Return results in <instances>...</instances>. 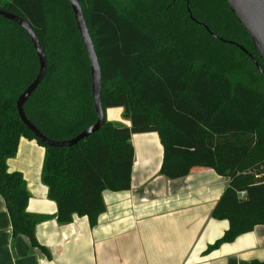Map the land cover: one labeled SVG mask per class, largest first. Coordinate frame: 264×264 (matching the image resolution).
Here are the masks:
<instances>
[{
    "label": "trees",
    "instance_id": "obj_1",
    "mask_svg": "<svg viewBox=\"0 0 264 264\" xmlns=\"http://www.w3.org/2000/svg\"><path fill=\"white\" fill-rule=\"evenodd\" d=\"M77 1L100 65L104 114L120 108L128 125L105 116L98 132L70 148L40 143L16 109L18 97L38 74L37 55L25 31L0 17V196L13 236L24 235L37 245L24 179L6 168L22 138L46 150L43 182L59 225L77 216L94 227L102 194L130 189L131 136L145 133L159 137L164 178H184L199 167L228 179L211 213L227 221L228 229L206 253L263 225L264 183L256 178L264 175V94L229 74L244 65L264 79L246 54L221 40L241 46L263 70L264 64L226 3ZM0 10L30 26L46 58L45 75L23 107L25 118L52 141H68L92 126L97 116L89 63L68 2L0 0Z\"/></svg>",
    "mask_w": 264,
    "mask_h": 264
},
{
    "label": "crops",
    "instance_id": "obj_2",
    "mask_svg": "<svg viewBox=\"0 0 264 264\" xmlns=\"http://www.w3.org/2000/svg\"><path fill=\"white\" fill-rule=\"evenodd\" d=\"M122 109H107L108 122L122 123ZM134 160L130 189L102 194L96 225L74 216L56 221L57 207L43 182L46 150L20 139L9 173H19L28 194L26 213L36 219L35 246L13 236L0 196V264H251L264 261V224L232 243L207 252L228 229L211 213L228 186L213 170L193 168L180 179L159 174L163 150L156 133L131 136Z\"/></svg>",
    "mask_w": 264,
    "mask_h": 264
},
{
    "label": "water",
    "instance_id": "obj_3",
    "mask_svg": "<svg viewBox=\"0 0 264 264\" xmlns=\"http://www.w3.org/2000/svg\"><path fill=\"white\" fill-rule=\"evenodd\" d=\"M70 6L73 14L76 29L79 33L90 69V79H91V94L93 107L97 116L96 122L82 131L76 137L68 141H52L44 137L30 122L25 118L23 107L27 100L31 97L33 92L41 83L45 71H46V58L40 47V44L34 35V32L30 26L21 18L6 13L0 10V17L9 20L17 24L22 28L27 36L29 37L34 50L37 55L39 70L35 80L22 92L16 101V109L18 116L22 124L31 132V134L44 146L49 148H70L76 145L78 142L88 138L90 135L98 132L103 125L105 114L101 105V70L98 62V58L95 53L93 42L90 38L83 13L82 8L77 0H66ZM230 13L235 17L236 21L240 24L243 31L249 37L251 44L258 55L259 60L264 64V0H223ZM192 19V17H190ZM207 30V29H206ZM218 40V37H214ZM224 43L235 45L244 54L248 56L259 75L264 79V70L258 63V61L250 54L247 53L241 46L233 42H227L221 40ZM124 121V120H123ZM126 125L128 122L124 121ZM257 183H264V175L256 178Z\"/></svg>",
    "mask_w": 264,
    "mask_h": 264
},
{
    "label": "rangeland",
    "instance_id": "obj_4",
    "mask_svg": "<svg viewBox=\"0 0 264 264\" xmlns=\"http://www.w3.org/2000/svg\"><path fill=\"white\" fill-rule=\"evenodd\" d=\"M230 70V69H229ZM239 73H235V72H231L229 74L230 79L234 80V79H240L243 80L244 82H250L251 84H254V86L259 89L261 92H263L264 94V82H261V80H258L254 75H252L250 72L251 70L246 69L245 66H241L239 68ZM249 74H247L246 76L241 75L242 72H247ZM123 121V120H122ZM122 124H125V122L123 121Z\"/></svg>",
    "mask_w": 264,
    "mask_h": 264
},
{
    "label": "built area",
    "instance_id": "obj_5",
    "mask_svg": "<svg viewBox=\"0 0 264 264\" xmlns=\"http://www.w3.org/2000/svg\"><path fill=\"white\" fill-rule=\"evenodd\" d=\"M244 195H245L244 192H241V193H240V197H243ZM42 264H50V262L44 260V261L42 262Z\"/></svg>",
    "mask_w": 264,
    "mask_h": 264
}]
</instances>
